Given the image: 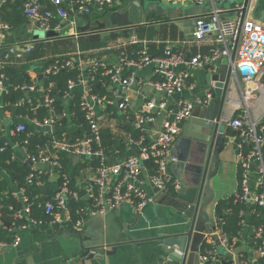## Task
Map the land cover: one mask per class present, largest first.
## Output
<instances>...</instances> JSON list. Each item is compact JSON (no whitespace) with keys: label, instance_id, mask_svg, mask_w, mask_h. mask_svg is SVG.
<instances>
[{"label":"built area","instance_id":"obj_1","mask_svg":"<svg viewBox=\"0 0 264 264\" xmlns=\"http://www.w3.org/2000/svg\"><path fill=\"white\" fill-rule=\"evenodd\" d=\"M18 1H20V10L33 28L43 31L53 30L60 35L67 34L77 37L80 35V30L74 18L75 14L98 17L106 11L117 10L123 0H0V3ZM190 1L198 4L204 1L210 2L208 21H197L191 34L193 42L208 43V52L196 53L185 61L183 51L166 47L163 54L152 57L147 51V41L140 42L137 38L131 37V44L140 45L136 51V59L122 57L119 64L108 65L94 58L88 64L94 68L101 67L102 74L109 76L111 83H109L110 92L107 96L100 98L92 92L85 75L69 81V88L75 84L83 86L80 109L85 113L88 131H82L72 140L62 133L61 139L54 140L49 146L39 148L37 153H31L25 146L23 147L26 159L32 163L29 165L31 171L25 176V181L38 188V194L34 198L41 197L43 202L37 203V206L43 207L44 213L49 218L34 217L32 215L34 203L27 193L26 186L14 185L11 196L20 206L15 208L9 205L8 209L11 216L20 223L18 228L13 229L11 242L0 240L1 247L17 246L20 242V236L17 233L19 229L40 227L49 223L53 226L65 225L70 216V200H86V204L81 208L84 216L77 220L76 227L91 214H103L122 205H129L141 212L153 201V193L148 189L149 183L156 189V192L175 194L179 191L181 181L169 173L167 168L169 163L177 160L172 154V145L179 133L181 123L191 115L193 108L207 102L212 97V90L209 89L201 97L193 100L182 98V92L191 87L189 70L196 66H203L207 67L211 73L217 72L221 59L228 58L231 79L238 83L239 88L240 79L244 82H259L260 77L264 75V24L253 18H247L246 15L242 18L241 6L235 7L236 11L232 17L225 18L221 17V10L214 5L213 0ZM9 28L10 23L0 18V32H6ZM29 50L30 47L25 46L22 51ZM232 53H234L233 59H231ZM147 64H152L154 72L158 75V78L150 80L148 84L158 92L177 95L174 104L168 110L165 109L167 111L162 120L161 130L150 142L143 141L144 133L147 125L156 119V115L163 113L161 109L165 105L164 102L158 105L157 111L153 109L154 100H150L137 110L129 111L126 96L122 97L118 103L113 101L116 96L114 91L116 84L128 88L133 82V75L127 76L124 66L142 67ZM181 64H186V69L177 71V66ZM63 65L73 67L74 62L69 59L63 64H54L53 67L45 68V72L55 73ZM244 68L247 70L243 76L241 71ZM8 85L6 73L0 72V92L4 93ZM16 86L26 93L17 104L26 100L31 102L28 93L39 88L43 90L42 87H38L37 76H31L28 82ZM263 89L262 83L257 84L256 90L262 91ZM240 92L239 114L227 118L224 122L239 130L240 140L237 144L239 149L245 143L251 145V150L247 155L241 152L236 153L237 164L240 163L241 170L239 185L234 192L233 201L245 206L238 212L241 217L239 224L243 227L248 224L244 216L256 214L254 205L264 208V157L262 156L264 124H260V129L257 131V122L250 119L248 105L253 96L251 90L240 88ZM44 102L46 104L52 102L49 89L46 90ZM101 102L103 104L100 106ZM114 111L119 117V122L124 125L121 133L123 141L128 145H137L139 150L136 154L110 160L103 152L101 141L105 127L109 126L113 129L114 125L111 122L117 123V118L113 116ZM66 114V112L63 113V115ZM6 116L10 118L8 113ZM31 121L37 125L48 123L54 126L56 118L52 117L43 122L33 119ZM6 128L7 126H3L1 129L6 130ZM25 129V123L17 122L14 128H9L8 132L14 134V132H21ZM135 132H138L137 136ZM13 145L18 144L15 142ZM2 149L3 146H0V150ZM58 153H65L72 157L78 155V162H87V166L81 167L76 174L71 168L63 172ZM91 158L98 160L95 168L89 165ZM150 159L154 162V166L153 170L149 171V183H147L142 178V172L147 168L145 162ZM250 159L258 163L254 170ZM36 163L41 166H35ZM252 174L256 177L251 185ZM73 178L76 181L74 187L71 186ZM225 211L230 212L231 207ZM213 219V228L210 226L203 232V238L198 244L196 256L200 264H205L207 261L209 264H222V260H229L230 264H264V222L252 226V235L248 240L245 239V247L239 251L236 249L238 238L229 236L224 230L225 221L222 216L216 214L215 209ZM14 224L13 221L7 226L0 220V228L6 229L7 232L13 231L11 226ZM219 247L231 255L222 253ZM152 264L168 263L158 261Z\"/></svg>","mask_w":264,"mask_h":264},{"label":"crops","instance_id":"obj_2","mask_svg":"<svg viewBox=\"0 0 264 264\" xmlns=\"http://www.w3.org/2000/svg\"><path fill=\"white\" fill-rule=\"evenodd\" d=\"M130 1L137 0H123L117 7V10L104 12L100 17H93L87 14H75L74 18L77 21L78 27L84 26L90 20H99L105 23L108 28L117 27V29L113 30L107 29L93 33H83L77 37H70V40L75 45L74 48H76L80 37L98 35L100 39L105 41V45L98 49L81 50L76 48L74 51L70 52L68 54L70 60L74 62L78 68L81 70L86 69L89 62L94 58L108 65L119 64L122 57L136 59L137 49H135V47L138 44H131V37L137 38L140 42L144 40L147 41V51L150 55H161L166 47L181 50L184 54L188 53L190 57L196 53L208 52V43H196L192 41L191 28L183 27L179 21L168 20L171 17L178 16L180 14L179 9L168 8L164 10L153 2L147 3V7L145 8L143 0H139L141 2L140 9L135 5L126 8ZM213 1L216 6L218 0ZM254 1L255 0H250L249 2V7L245 14L247 18H252L250 10ZM161 2H178L183 5H190L192 3L190 0H161ZM233 7H223L224 9L223 11L221 10V17H232L235 12L230 14L229 11L233 9ZM0 10L3 11L10 20L9 30L0 32V65H3L6 70V67H11L21 62V57L29 56H22L21 54L8 55L6 51L8 47L9 49L16 47L23 50L25 46H29V51H31L35 50L38 44L34 42V37H32L34 28L29 24L27 19L26 21L23 19L21 10L19 11V9H16L15 3H0ZM204 12L205 10L201 6L191 5L190 8L185 10L184 15L203 14ZM132 23L141 24L138 30L143 32L144 38L135 36V28H129V30L124 33L123 30L126 28L124 26H128ZM154 31H157L156 39L150 38L153 37ZM115 35L117 36L115 37ZM59 39L61 38L54 39L50 42H44L38 51L33 53L36 54V56L31 60V76H38L41 74L44 61L52 52L51 49L48 50L46 45H52L53 42ZM64 45L67 44H59L57 48H64ZM2 52L3 55H1ZM59 54L54 53L56 56ZM185 61L187 60L185 59ZM220 63L217 68L218 70L216 69L217 72L219 71ZM183 69H186V64H181L176 68L177 71ZM124 72L127 76L133 75V82L128 88H123L119 84L115 85L114 91L116 96L113 100L115 103L116 101L118 103L122 97L126 96L128 98L129 111L139 109L150 100H154L155 102L153 107L155 111L158 110V105L160 103L164 102L165 104L163 109H161L163 113L156 115V119L147 125L143 141L150 142L154 139L159 130H161L165 113L168 108L174 104L177 95H167L158 92L148 84L150 80L156 77L158 78L152 64H147L142 67L124 66ZM189 72L191 87L184 90L181 96L182 98L193 100L197 97H201L207 91L205 88L207 87L208 75L211 71L207 67L196 66L191 68ZM261 83L264 85V81H262L261 78L259 82H244L240 79V88H248L252 92L253 96L248 105L249 114L251 117L250 119L257 122V127H259V129L264 117V89L259 91L256 90V87L257 84L260 85ZM240 88L238 83L233 79L229 92L230 99L225 105L222 114L221 121L225 129L227 150L222 153V162L220 163V167L213 181L215 202L213 206L207 209L211 216H213L216 202L231 196L239 185L237 156L234 146L235 136L232 134V132L238 130L228 126L224 120L239 114L240 110L238 105L241 103ZM82 93L83 86L81 84H75L70 88V94L68 96H73L74 94H80L82 96ZM3 94L4 93L0 92V125L7 126L11 120V115L8 113L10 115L9 118L6 116V113L2 111ZM28 95L38 99L42 95V90L39 88L33 92H29ZM102 104L103 102H101L100 106ZM67 107L66 105L65 108ZM65 112L67 113L66 116L69 115L68 109H65ZM31 120L32 119L28 116H18L14 121L33 125L32 127L36 131L50 132L53 129H60V126L53 127V125L48 123L37 125ZM72 122L73 120H71V123ZM184 122L185 120L181 123L179 133L172 145V154L176 156L177 160H180L179 158L183 157L185 154L184 146L186 145L187 137L183 136L181 133ZM111 124L114 125V127H112L113 129L109 126L105 127V129H107V134H111V139L121 141L119 139L122 138L121 133L124 130V125L119 122V117H117V123L111 122ZM262 132H264V128ZM112 136L114 138H112ZM118 143L119 142H117V145H120ZM125 145L126 148L121 149L119 147L112 148L110 145L102 144V148L105 155L111 159L136 154L139 150L137 145H128L126 143ZM14 147L15 158L25 161L26 153L23 147L19 145H15ZM34 165L38 167L41 166L39 163ZM182 167V165L180 166L172 162L168 164L167 168L169 173L174 176L175 174H180L179 180L182 181V178L185 179V181H182L183 183H190V177L185 175V169L182 170ZM148 176L149 170L146 168L142 172V178L145 179L147 183H149ZM5 177L6 174L0 171V178ZM255 177V174H252L251 185L254 183ZM148 189L150 192L153 190L150 183L148 184ZM186 189L187 185L182 186L178 192L183 193ZM165 202L166 200H162L161 202L152 201L141 212L129 205H122L116 209L108 210L103 214H91L85 217L79 225L72 229L65 225L53 226L50 223L40 227L19 229L17 233L20 236V242L17 246H0V264H152L158 261L166 262V258L162 257L159 251L153 246L142 243L143 238L154 234L152 230L164 231L177 228L180 229L179 227L183 224V214L179 213L174 206L168 205ZM247 223L248 224L243 226L242 240L237 243L236 249L239 251L245 247V239L252 231V225L248 221ZM81 244L85 247H92L94 245L103 246L105 250L109 252L114 250L113 246L115 245V251L109 255L104 254L100 257H82L80 254Z\"/></svg>","mask_w":264,"mask_h":264},{"label":"trees","instance_id":"obj_3","mask_svg":"<svg viewBox=\"0 0 264 264\" xmlns=\"http://www.w3.org/2000/svg\"><path fill=\"white\" fill-rule=\"evenodd\" d=\"M154 1V0H152ZM16 9L20 11V1L15 3ZM116 9V8H115ZM114 9V10H115ZM107 12V11H106ZM21 15L26 21L22 11ZM102 15V14H101ZM100 15V16H101ZM99 16V17H100ZM0 18L6 20L10 23V20L6 17L3 11L0 10ZM28 21V20H27ZM140 26L136 27V37L144 38L143 32L139 31ZM117 35H115L116 37ZM72 36H65L64 38L56 40L49 45L51 49V54L47 56L44 61V67L41 70V77H37L38 87H42V95L40 98L36 99L33 96L31 97V102L24 101L21 104H17L18 100L25 96L26 93L20 90L16 85L28 82L31 78L30 66L31 60L36 56V54L29 55L28 57H21V62L12 65L11 67H5L0 65V72H5L8 79V87L4 92L2 97V111L3 113H9L11 115L10 123L7 125L6 130L0 129V146H3V149L0 150V171L6 174L5 178H0V220L4 225H10L13 221L15 224L12 227L18 228L19 221L15 220L11 216V212L8 209L9 205H13L15 208H18L19 203L11 196V192L14 189V185L26 186L27 193L29 194L32 205V215L36 218L48 219L49 217L44 213L43 207H38L37 203H42L41 197L34 198L38 194V188L34 184H27L25 181V176L31 171V167L25 163V161L18 160L14 157L15 147H13L16 142L20 147H26L27 150L31 153H37L38 149L41 147L49 146L54 140H59L62 138V133L66 134V137L69 140L74 139L84 130L88 131V122L85 118V113L80 109V94H74L73 96H68L70 94V88L68 86L70 80H75L78 76L85 75L91 86V91L98 95L100 98H104L110 92L109 89V76L102 74L101 67H90L81 70L75 64L73 67L70 66H61L55 73L45 72V68L53 67L54 64H63L65 61L70 59L68 55L70 52L74 51L76 48L81 50L87 49H98L101 46L105 45V41L100 39L98 35H91L88 37H80L77 43L76 48L74 43L70 40ZM157 31H154L153 37L156 39ZM153 39V40H154ZM64 45V48H57L59 44ZM71 44V45H69ZM69 45V46H68ZM140 45H136L135 49H138ZM64 52V53H63ZM54 53H62L59 55H54ZM150 55V54H149ZM160 54L150 55L152 57ZM58 60V62H57ZM93 77V78H90ZM157 78V77H156ZM155 78V79H156ZM261 80H263L264 75H262ZM49 89V95L52 97V102L46 104L44 102V96L46 90ZM66 105L68 106L67 108ZM65 109L69 110V115H63ZM112 110V108H110ZM18 116H28L29 118L43 122L49 118H56L54 126H60V129H53L52 131H36L32 126L25 123L26 129L21 132H14V134H9V128H14L17 123L14 121ZM70 116V118H69ZM113 116L117 118V114L114 111ZM71 120L73 122L71 123ZM71 123V124H70ZM264 124V119L261 121ZM53 126V127H54ZM3 126L0 125V128ZM65 130V131H62ZM259 131V127H257ZM28 133V134H27ZM235 136L234 146L236 153L241 152L243 155H247L251 150V145L245 143L239 149L237 144L240 140L239 130L232 132ZM135 135H138V132H135ZM118 141L116 139H111V134H107L105 130L103 133L101 143L104 145H110L112 148L119 147L121 149L126 148L125 143L122 138ZM117 142H119L117 145ZM262 156L264 157V145L262 147ZM120 158V157H117ZM111 160V158H109ZM114 158H112L113 160ZM58 160L62 165V171H66L71 168L76 174L78 170L82 167L87 166V162H77L73 164V157L65 153H58ZM252 169L254 170L258 163L253 160H249ZM89 165L92 168H95L98 165V160L91 158ZM145 165L149 171L153 170L154 162L150 159L145 162ZM238 168V177L240 179V163L237 164ZM74 175V174H73ZM239 181V180H238ZM75 179H72L71 186L74 187ZM172 189H170L171 191ZM171 194H174L171 192ZM235 198V193L227 198L220 199L216 202L214 209L217 215L222 216L225 221L223 224L224 230L228 233L229 236H235L239 241L242 240L243 227L239 224L240 216L238 214L240 208L245 206L241 203H235L233 200ZM86 204V200H70V212L69 220L65 224L68 228H75L77 220H79L84 213L81 211V208ZM231 207L230 212H226L227 208ZM256 208V214L244 216L252 226L259 225L264 222V208L257 205L253 206ZM11 230V231H12ZM12 232H7L6 229L0 228V240L11 242L13 238ZM252 235H248L247 240Z\"/></svg>","mask_w":264,"mask_h":264},{"label":"water","instance_id":"obj_4","mask_svg":"<svg viewBox=\"0 0 264 264\" xmlns=\"http://www.w3.org/2000/svg\"><path fill=\"white\" fill-rule=\"evenodd\" d=\"M145 8L147 3H155L162 9L177 8L180 10V14L175 17H171L168 20L179 21L183 27L191 28L194 30L197 21L202 20L207 22L209 19L210 2L204 1L201 4L192 2L190 5H183L178 2H166L161 0H143ZM250 0H218L216 7L223 11V7H233L229 12L233 14L236 6H241L242 18L245 16L249 7ZM135 5L137 8H141V2L130 1L128 6ZM191 5H197L204 8L203 14H191L184 15L185 10L190 8ZM251 17L254 20H258L264 24V0H255L250 10ZM93 23V24H92ZM139 23H132L128 26L125 25L124 33L129 28L138 27ZM107 29H117V27H106L105 23L94 20L89 21L82 27H79V34L93 33ZM72 36L63 34L60 35L56 31L46 30L41 38L38 35H34V42L38 44L35 50L22 51L19 48L13 47L7 48L8 55L21 54L22 56H28L38 51L40 46L44 42H50L54 39ZM73 37V36H72ZM3 55V52L1 53ZM190 55L185 54V59L188 61ZM234 53H232L231 59H233ZM229 59H221L220 68L218 72H213L208 75V84L206 90H212V97L207 102L196 105L191 115L185 119L182 126V135L187 137L186 145L184 146L185 154L180 157V160H176L175 164L182 165V170L185 169V175L190 177V183H183L185 181L182 178L181 187L187 185V189L182 193L167 194L162 192H156V189L152 186L153 201L161 202L166 200V204L174 206L177 211L183 214L182 225L180 229L174 230H155L152 236H148L142 239V243L153 246L159 251L162 257L166 258L168 264H200L196 252L198 250V244L203 238V232L208 228H213V216L208 212V207L213 206L215 200V191L213 189L214 177L222 162V153L227 150V144L225 142V129L222 124V114L225 105L229 101V92L231 87V75L228 66ZM247 69H242L241 74L244 76ZM41 77V74L37 76ZM79 156H73V164L78 162ZM25 163L31 165V161L26 159ZM180 178V174H175ZM126 235V234H125ZM127 236V235H126ZM129 236V235H128ZM83 243V241H82ZM106 251L103 246L94 245L92 247H85L81 244L80 254L82 257H100L109 255L115 251ZM222 253L231 255L219 247ZM222 264H230L229 260H222ZM209 264V262H205Z\"/></svg>","mask_w":264,"mask_h":264},{"label":"rangeland","instance_id":"obj_5","mask_svg":"<svg viewBox=\"0 0 264 264\" xmlns=\"http://www.w3.org/2000/svg\"><path fill=\"white\" fill-rule=\"evenodd\" d=\"M187 6V5H186ZM43 34H44V31L43 30H40V29H37V28H34V30H33V33H32V37H34V35H38L39 36V38H41L42 36H43ZM47 46V48H48V50L50 49L49 48V45H46ZM107 130V129H106ZM108 130H110V129H108Z\"/></svg>","mask_w":264,"mask_h":264}]
</instances>
